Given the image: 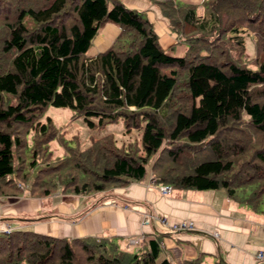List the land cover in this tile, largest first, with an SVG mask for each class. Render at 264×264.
Instances as JSON below:
<instances>
[{
	"label": "trees",
	"instance_id": "1",
	"mask_svg": "<svg viewBox=\"0 0 264 264\" xmlns=\"http://www.w3.org/2000/svg\"><path fill=\"white\" fill-rule=\"evenodd\" d=\"M149 1L184 44L181 57L160 46L144 10L121 0H0V196L85 195L150 173L155 184L222 189L261 210L264 0ZM107 22L118 35L88 56ZM48 105L90 127L122 120L140 130V145L108 134L72 146L51 117L41 120ZM52 140L64 154L52 157ZM159 252L157 238L126 248L116 237L0 233V264H176Z\"/></svg>",
	"mask_w": 264,
	"mask_h": 264
},
{
	"label": "crops",
	"instance_id": "2",
	"mask_svg": "<svg viewBox=\"0 0 264 264\" xmlns=\"http://www.w3.org/2000/svg\"><path fill=\"white\" fill-rule=\"evenodd\" d=\"M127 7L145 11L152 23L160 46L181 57L184 44L166 24L161 11L149 0H121ZM200 5L203 0H178ZM119 28L104 24L93 38L88 56L105 50L115 40ZM151 174L141 181L85 194L55 192L44 197H31L24 190L17 196L0 197V220L13 228L30 229L55 237H116L126 248H135L157 238L158 261L167 259L182 263L199 257V264H264L257 257L264 252V210L254 211L234 202L222 189H173L161 193L151 183ZM143 211L166 218L168 223L192 220L202 233L173 232L157 221L143 224ZM11 221H17L12 223ZM217 231L215 237L213 232ZM143 235L141 242L127 246V239Z\"/></svg>",
	"mask_w": 264,
	"mask_h": 264
},
{
	"label": "rangeland",
	"instance_id": "3",
	"mask_svg": "<svg viewBox=\"0 0 264 264\" xmlns=\"http://www.w3.org/2000/svg\"><path fill=\"white\" fill-rule=\"evenodd\" d=\"M246 50L250 55L254 53L253 35L249 34L246 36ZM47 116L52 118L55 126L58 127V131L62 132L64 139L66 141H69V144L72 146L75 145L77 141L80 143L81 146H85L88 145L92 139L99 138L108 134L113 135L117 144L135 143L137 145H140V130L132 129L131 131H126L124 122L122 120L107 123L103 126L90 127L87 124L85 118L83 116L75 115V112L72 109L68 107H57L53 105L47 106L44 112V117L41 120L44 122ZM90 119L94 120V118ZM29 144H31V141ZM48 149L52 153V157L62 155L65 152L63 146L58 140L50 141ZM151 160L147 163V170L149 169L150 164L152 163ZM0 197L4 198L5 196ZM249 209L251 208L249 207ZM262 209L264 210V201L261 205V211ZM11 222L17 223V221Z\"/></svg>",
	"mask_w": 264,
	"mask_h": 264
},
{
	"label": "built area",
	"instance_id": "4",
	"mask_svg": "<svg viewBox=\"0 0 264 264\" xmlns=\"http://www.w3.org/2000/svg\"><path fill=\"white\" fill-rule=\"evenodd\" d=\"M151 183H154V182L151 181ZM158 188L161 191V193H163V194H166L171 189V187L168 185H160V186H158ZM141 221L145 225L150 224L152 221H157L161 225L168 227V229L173 231V232H180V231H184V230H194V229L199 230L196 223L192 220H179V221H176V222L169 224L165 217L156 215L151 211H143ZM13 229L14 228L9 223L0 220V233L8 234ZM213 235L215 237H217L218 232L214 231ZM142 238H143L142 234L138 235V236L129 237L127 239V246H135V245L139 244L141 242ZM257 257L264 260V252L260 251L258 253Z\"/></svg>",
	"mask_w": 264,
	"mask_h": 264
},
{
	"label": "water",
	"instance_id": "5",
	"mask_svg": "<svg viewBox=\"0 0 264 264\" xmlns=\"http://www.w3.org/2000/svg\"><path fill=\"white\" fill-rule=\"evenodd\" d=\"M184 231H187V230H184ZM188 231H192V232H195V233H202V231L196 230V229H194V230H188Z\"/></svg>",
	"mask_w": 264,
	"mask_h": 264
}]
</instances>
